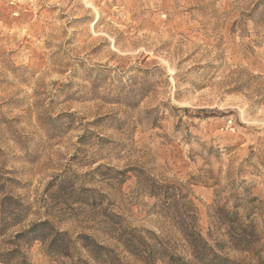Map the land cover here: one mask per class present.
I'll use <instances>...</instances> for the list:
<instances>
[{"label":"rangeland","instance_id":"obj_1","mask_svg":"<svg viewBox=\"0 0 264 264\" xmlns=\"http://www.w3.org/2000/svg\"><path fill=\"white\" fill-rule=\"evenodd\" d=\"M0 264H264V0H0Z\"/></svg>","mask_w":264,"mask_h":264}]
</instances>
